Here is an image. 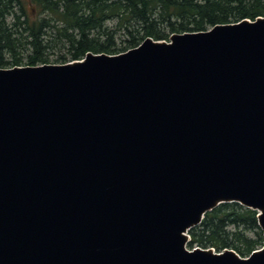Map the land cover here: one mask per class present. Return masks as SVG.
Segmentation results:
<instances>
[{
	"label": "water",
	"instance_id": "obj_1",
	"mask_svg": "<svg viewBox=\"0 0 264 264\" xmlns=\"http://www.w3.org/2000/svg\"><path fill=\"white\" fill-rule=\"evenodd\" d=\"M223 203L264 243V17L0 69V264H264L186 248Z\"/></svg>",
	"mask_w": 264,
	"mask_h": 264
},
{
	"label": "trees",
	"instance_id": "obj_2",
	"mask_svg": "<svg viewBox=\"0 0 264 264\" xmlns=\"http://www.w3.org/2000/svg\"><path fill=\"white\" fill-rule=\"evenodd\" d=\"M259 16L264 0H0V69L117 55L146 38L168 41ZM188 235L189 249H231L243 258L264 245L257 212L238 203L207 212Z\"/></svg>",
	"mask_w": 264,
	"mask_h": 264
},
{
	"label": "rangeland",
	"instance_id": "obj_3",
	"mask_svg": "<svg viewBox=\"0 0 264 264\" xmlns=\"http://www.w3.org/2000/svg\"><path fill=\"white\" fill-rule=\"evenodd\" d=\"M107 26H108V27H112V23H108ZM169 38H170V37H169ZM115 40H119V39H118V36H116V39H115ZM165 42H169V40H168V41H165ZM56 52H57V51H56ZM52 58L55 59V58H57V56L54 55ZM23 67H25V66H23ZM187 235H188V234H187ZM250 235H251V234H250ZM188 236H189V235H188ZM187 247H188V246H187ZM195 248H198V247H194V248H192V249H195Z\"/></svg>",
	"mask_w": 264,
	"mask_h": 264
},
{
	"label": "bare ground",
	"instance_id": "obj_4",
	"mask_svg": "<svg viewBox=\"0 0 264 264\" xmlns=\"http://www.w3.org/2000/svg\"><path fill=\"white\" fill-rule=\"evenodd\" d=\"M14 12V11H13Z\"/></svg>",
	"mask_w": 264,
	"mask_h": 264
}]
</instances>
